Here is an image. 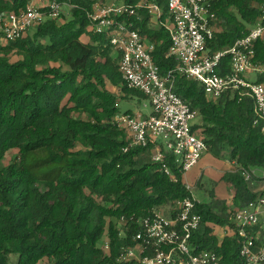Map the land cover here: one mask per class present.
<instances>
[{"label": "trees", "instance_id": "16d2710c", "mask_svg": "<svg viewBox=\"0 0 264 264\" xmlns=\"http://www.w3.org/2000/svg\"><path fill=\"white\" fill-rule=\"evenodd\" d=\"M58 1L67 8L60 19L46 18L14 42L0 38V264H137L119 259L138 244L141 221L161 210L170 218L174 204L191 194L172 154H165L164 164L176 182L153 162V147L124 153L130 140L115 124L118 104L148 98L124 82L109 34L90 28L87 12L106 0ZM210 2L217 15L213 52L247 34L264 6V0ZM27 3L0 0V16L25 10ZM123 3L139 7L138 17L120 20L132 21L154 46L153 61L167 77L177 68L167 57L170 33L147 8L157 5L166 23L168 0ZM255 51V62L264 64L263 40ZM175 76L174 92L198 113L192 132L207 154L223 161L228 155L237 169L222 178L233 190V205L215 198L213 189L211 201L197 207L203 226L191 244L196 252L216 253L222 264H243L235 236L220 239L218 231L233 234L229 210L264 196V181L245 182L240 172L264 168L254 103L232 93L213 100L197 82ZM11 151L17 154L5 165Z\"/></svg>", "mask_w": 264, "mask_h": 264}, {"label": "built area", "instance_id": "2783aa9c", "mask_svg": "<svg viewBox=\"0 0 264 264\" xmlns=\"http://www.w3.org/2000/svg\"><path fill=\"white\" fill-rule=\"evenodd\" d=\"M25 10L0 16V38L14 42L46 18L60 19L62 4L58 0H27ZM139 7L127 6L123 0H106L93 5L87 12L90 28L95 35L109 34L111 45L120 52V72L129 89L144 94L152 107V114H119L115 124L125 130L128 153L136 148L153 147L152 160L161 163L167 176L176 179L167 168L165 154L176 159L185 176L193 170L207 153L205 142L192 132L198 113L174 92L175 74L200 84L207 97L217 100L227 93L236 94L239 100L250 98L254 103L255 126L264 133V64L255 62L256 43L264 41V6L256 25L235 44L222 51L210 48L217 29V15L210 0H168L170 29L162 21L157 5L147 8L161 26L170 33L171 46L167 54L177 62L175 71L161 77L152 53L132 21L120 20L138 17ZM228 59L225 65L224 60ZM255 76L256 80L251 81ZM234 165V164H233ZM245 182H263L264 168L241 169ZM190 196L177 201L170 218L165 211L144 218L135 236L138 244L126 250L119 262L136 261L137 264H222L216 253L196 252L191 244L194 233L203 226L197 213L202 203L185 185ZM230 206V205H229ZM233 236L240 246L239 257L243 264H264V196L258 197L234 212ZM105 251L109 243L104 245Z\"/></svg>", "mask_w": 264, "mask_h": 264}, {"label": "rangeland", "instance_id": "374dc122", "mask_svg": "<svg viewBox=\"0 0 264 264\" xmlns=\"http://www.w3.org/2000/svg\"><path fill=\"white\" fill-rule=\"evenodd\" d=\"M62 11L63 12L67 11V8H62ZM166 24L170 29H172L173 26L170 21L166 22ZM250 79L252 82H254L256 80V77L252 76ZM118 105H119L118 106L119 110L122 114L132 112L134 114H141L146 117H149L152 114V107L148 100H142L139 98H134L133 100L129 102L121 100ZM16 154H17V151L9 152V154L4 160L5 165H8L9 162L12 160V158ZM227 158L228 159H226L225 161L217 160L213 158L211 155L205 153L201 159V162L203 163V165H208V166H209V163L211 162L214 168H217V167L219 168L222 165L229 164L228 155H227ZM203 165L200 166L201 170H204ZM213 189L215 190V198L217 197V195H219L220 197H223L224 199L228 200V196H225L228 193V189H229L228 183H226V181L224 180L214 182L212 179H210L209 176H207L206 173L204 174V177L202 179L201 188L196 186L194 189H192V194L198 201L203 202V203H208L212 199L210 197V193ZM229 197H230V202L228 204L232 206L233 205L232 203L233 190L231 189L229 191ZM225 233L227 232L225 231Z\"/></svg>", "mask_w": 264, "mask_h": 264}, {"label": "crops", "instance_id": "0c3cea01", "mask_svg": "<svg viewBox=\"0 0 264 264\" xmlns=\"http://www.w3.org/2000/svg\"><path fill=\"white\" fill-rule=\"evenodd\" d=\"M144 117H146V116H144ZM202 165H203V163L200 161V163L193 170H191L189 173H187L185 176H183V183H184V185H188L189 187H191L192 189H194L196 186H198L201 178L204 177V174L205 173L214 182H218V181H221L222 180V178L225 175V173H227V172H233V171L235 172L237 170L235 168V165H233V163H229V164L222 165L219 168L218 167L217 168H214L212 166V163L210 162L209 163V166L208 165H203L204 170H206V171L200 169V166H202ZM209 167H210V169H209ZM207 169H208V171H207ZM230 189L231 188L229 187L228 193L225 195V196H228V200L224 199L223 197H220L219 195H217L216 198H218L220 200H224L227 203H229L230 202V197H229V191H230ZM226 234L227 235L228 234L231 235L230 233H225V231L223 229H220L218 231V235H219L220 239H222L224 236H226Z\"/></svg>", "mask_w": 264, "mask_h": 264}]
</instances>
